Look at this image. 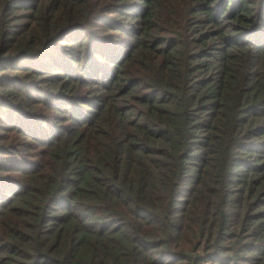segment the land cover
Here are the masks:
<instances>
[{"label": "trees", "instance_id": "trees-1", "mask_svg": "<svg viewBox=\"0 0 264 264\" xmlns=\"http://www.w3.org/2000/svg\"><path fill=\"white\" fill-rule=\"evenodd\" d=\"M0 264H264V0H0Z\"/></svg>", "mask_w": 264, "mask_h": 264}]
</instances>
